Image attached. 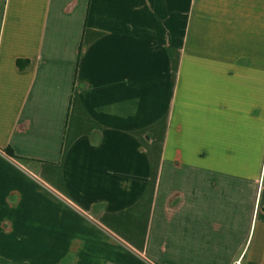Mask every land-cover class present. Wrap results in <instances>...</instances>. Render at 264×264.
I'll use <instances>...</instances> for the list:
<instances>
[{
  "label": "crops",
  "instance_id": "obj_1",
  "mask_svg": "<svg viewBox=\"0 0 264 264\" xmlns=\"http://www.w3.org/2000/svg\"><path fill=\"white\" fill-rule=\"evenodd\" d=\"M0 264H264V0H0Z\"/></svg>",
  "mask_w": 264,
  "mask_h": 264
},
{
  "label": "trees",
  "instance_id": "obj_2",
  "mask_svg": "<svg viewBox=\"0 0 264 264\" xmlns=\"http://www.w3.org/2000/svg\"><path fill=\"white\" fill-rule=\"evenodd\" d=\"M18 65H19V67L21 68V69H24V68H26L27 67V65H28V61H25V62H23V61H18ZM7 153L9 154V155H11V156H15L14 155V153L12 152V150H10V149H7Z\"/></svg>",
  "mask_w": 264,
  "mask_h": 264
}]
</instances>
